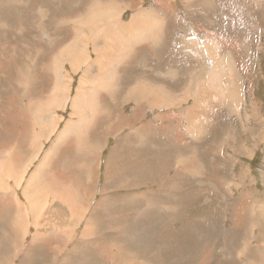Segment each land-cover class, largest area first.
<instances>
[{
	"label": "rangeland",
	"instance_id": "obj_1",
	"mask_svg": "<svg viewBox=\"0 0 264 264\" xmlns=\"http://www.w3.org/2000/svg\"><path fill=\"white\" fill-rule=\"evenodd\" d=\"M94 1L0 0V163L13 153L22 157L15 197L25 191L32 202L23 208L28 234H17L19 249L10 239L15 212L0 205V264H121V254L131 252L125 260L133 264H254L264 249V0H112L126 23L139 10L153 20L156 12L168 16L166 42L140 47L147 31L154 32L153 20L141 27L142 38L132 28L130 43L115 37L121 67H104V74L120 71L113 77L121 80L119 90L100 94L103 105L78 138L73 101L85 68L70 71L64 63L55 74L57 55L86 30L76 31L70 19L90 17L87 7L110 0ZM141 80L163 89L151 91L149 104L166 94L175 105L137 107L127 100ZM229 80L240 89L238 106L230 105L237 103L230 92L211 105L201 98L198 85ZM55 84L68 95L52 110L40 108ZM194 92L197 118L187 116ZM163 106L182 112L170 116ZM143 107L141 130H131L124 119L140 116ZM58 171L64 181L48 179ZM66 191L80 214L68 216L57 197ZM38 219L63 238L44 237L32 246L29 223Z\"/></svg>",
	"mask_w": 264,
	"mask_h": 264
},
{
	"label": "bare ground",
	"instance_id": "obj_2",
	"mask_svg": "<svg viewBox=\"0 0 264 264\" xmlns=\"http://www.w3.org/2000/svg\"><path fill=\"white\" fill-rule=\"evenodd\" d=\"M100 1V0H98ZM105 1V0H104ZM96 2V0L94 1ZM159 6V5H158ZM162 6L164 7L165 4L162 3ZM88 12L91 10V16L89 17L88 13H85V15L83 17H81L80 13L73 16L70 19V24L73 25L74 28H76L78 31V29L80 28H86V30L81 31V33H78L75 37H73V39L71 40H66L64 42V44H68L70 45L69 47L67 46L66 49L62 50L58 55V61L59 65H56L57 67V72L55 74L59 75V71L62 70V66L64 63L68 64L69 66H71V70H76L78 68H80L82 65V67L85 68L84 73L82 74L81 80L78 83V88L77 92L75 93V97H74V114L77 117V119L79 120V123L77 125L78 128H80L81 133H78V138H82L83 135V124H85L86 127H88V122H91L92 119V112H97L101 109L102 107V103L100 102L101 100V95L105 94L106 97H112L115 95V93L119 90V82L114 81L113 77L118 78V73L120 71H118V69H115V65H120L117 64L118 60H121L122 54L119 52L120 48H116L114 45V41H115V37L119 36H124L125 37V41H128L130 43V34H131V28H132V34L135 33L137 31L138 35L140 36L139 38H142L144 36H142V31H141V27L147 29L153 18L151 16H138V17H134V18H130L128 20V23H126L125 21H123V14L122 15H118V11L116 9V7H114L112 5V0H110L107 3H95L91 8L87 7ZM86 10V9H85ZM87 11V10H86ZM154 16H156L157 20H153V30L154 32H152L151 35V31H147L146 35H145V39L139 41L141 42L140 47H151L154 45H160L162 43H165L166 41L163 40L161 41V38L165 37V30L166 28L169 27V17L167 16H161L159 15L158 12L153 14ZM85 16H87V18H85ZM70 18V17H69ZM69 18L66 17V19L69 20ZM121 20H120V19ZM66 19L64 18L62 21L64 23H68V21H66ZM166 20V21H165ZM61 21V19H60ZM74 23V24H73ZM72 28V27H71ZM151 29V28H150ZM160 32L158 34V38H157V33ZM73 33V31H72ZM89 33V34H87ZM203 33V32H202ZM76 34V33H75ZM141 34V35H140ZM74 35V34H73ZM84 38V39H82ZM103 40V44L101 41L98 40ZM165 39V38H164ZM185 40V39H184ZM192 41V39H191ZM35 43V42H34ZM147 43V44H146ZM189 43V42H188ZM50 44V43H49ZM187 46V45H186ZM207 46V44H206ZM151 49V48H150ZM208 50L211 49V47L208 46L207 48ZM77 53V54H76ZM79 54V55H78ZM62 57V58H61ZM117 57V58H116ZM56 58V57H55ZM115 58V59H114ZM124 60V59H123ZM122 60V61H123ZM222 61V60H221ZM54 64H57L56 62ZM4 66V65H2ZM110 66H114V70L112 72V74H109L112 69H106L107 73L104 74V67H110ZM121 67V66H119ZM83 69V68H82ZM52 71V70H51ZM163 75V74H162ZM223 75V74H222ZM62 77V76H61ZM88 78L85 82V78ZM224 77V76H223ZM165 78V77H164ZM94 79H96L97 82H94ZM228 79V78H227ZM231 79V78H230ZM90 81V82H89ZM141 81H146L150 84H153L157 89L163 91L162 87L155 85L154 82H151L150 80H141ZM37 82V81H36ZM89 82V83H87ZM106 83V87L102 92V88H103V84ZM220 83V82H219ZM227 84V83H226ZM218 84V82L212 81L209 82L207 84H205L207 86V88H204V86L202 85H198V88L200 87V90L198 89V91H201V98L204 101H210V105L215 102V101H220L222 102V99L225 96H228L229 92L233 93V95L236 97L235 101L237 102L236 104H230L234 106H238L240 104V89L236 83V81L233 80H229L228 84ZM162 86V84H161ZM165 86V85H163ZM61 88L62 86L55 84L53 86L52 91L50 92V95H48L46 98V100H43L42 102L38 103V106L40 108H47L48 110H52L54 103L57 104V100L60 102L63 99L61 98L66 97L68 94H61ZM69 89V88H68ZM155 89V88H154ZM44 91V90H43ZM69 91V90H68ZM151 89L148 88L146 85L140 83L135 85L134 87H132L129 91V93L127 94V100H131L134 101V103L137 105V107H142L145 104L148 103V98L147 96L150 95L151 93ZM168 93V92H167ZM103 96V98L105 97ZM44 97V96H43ZM160 98H162L161 102L159 101H151V103L148 105L149 108H154L157 106H160L161 104H168V105H175L174 104V98L173 96H168V95H161ZM191 99H194L195 104L193 106H191L188 111H187V116L189 117L190 114H192L191 112H193L192 117L194 116L196 118L195 115L196 114V110L199 109L198 105L200 106L201 104H199V97L195 96V92L193 94V96L191 97ZM196 100V101H195ZM34 101V100H32ZM67 101V100H66ZM63 103V102H61ZM108 103V102H107ZM110 103V102H109ZM233 103V102H232ZM67 104V103H65ZM204 104V103H203ZM59 105V104H58ZM109 105V104H107ZM209 105V106H210ZM92 107L96 110H93ZM108 107V106H107ZM145 108V107H144ZM91 109V110H90ZM105 109V107H104ZM103 109V110H104ZM55 110V109H54ZM53 110V111H54ZM93 110V111H92ZM107 111V110H106ZM51 112V111H50ZM102 113V112H101ZM201 113V112H200ZM242 113V112H241ZM46 114V112H45ZM58 116V114H57ZM107 116V115H106ZM140 117V118H139ZM193 117V118H194ZM60 118V117H59ZM59 118H56V125L54 127V129L58 128V121ZM91 118V119H90ZM133 119L135 118H139L141 119V115L140 116H136V117H132ZM128 120V119H127ZM51 121V120H50ZM53 121V120H52ZM133 121V120H132ZM194 122V121H193ZM70 123V122H69ZM69 123L67 124V128L69 126ZM54 124V123H52ZM51 124V125H52ZM91 124V123H90ZM43 125V124H42ZM41 125V126H42ZM45 125V124H44ZM199 125V124H198ZM46 126V125H45ZM74 126V125H73ZM254 126V125H253ZM48 128V127H47ZM75 128V127H73ZM194 128H196V123L194 124ZM51 129V128H50ZM68 130V129H67ZM73 130V129H72ZM200 130V127L197 128L195 130V132H198ZM247 131V130H246ZM32 132L33 129H32ZM79 132V130H78ZM67 133V131H66ZM85 133V132H84ZM32 135V134H31ZM37 135V134H36ZM35 136V135H34ZM35 144V143H34ZM86 153V152H85ZM49 154V153H48ZM3 157V156H2ZM4 159V158H3ZM22 157L18 154H14L13 155V160L12 161H7L6 160L3 163H0V205L6 207L11 213L15 212V216L13 215V230L15 231V233H10V239L11 242L14 243L16 249L20 248V244L17 241V234L18 236L20 234H23L24 236L26 234H28V229H26V218H25V214L23 212V208H25V206L29 207V205L32 203L29 199V197H27L28 194H26V192L24 191L22 193V195L19 197H15V193H17V187L20 185V182L22 180V178L19 177L18 179V174L16 172V169L18 166H20ZM30 160V159H29ZM17 161V163H16ZM76 161V160H75ZM1 162V161H0ZM27 164V163H26ZM31 164V163H30ZM37 166V165H36ZM26 167V166H23ZM21 167V168H23ZM29 167V166H28ZM39 167V166H38ZM30 168V167H29ZM192 170V169H191ZM20 171V170H19ZM40 171V170H39ZM66 171V170H65ZM24 172V171H23ZM22 173V172H19ZM60 173V172H59ZM21 175V174H20ZM58 175V172H57ZM5 177V178H4ZM68 177V176H67ZM16 181V183L14 185H12V181ZM19 181H18V180ZM48 179L53 180L54 178L50 175L48 177ZM68 178H66L67 181ZM12 180V181H11ZM55 180L58 181H64L65 177H61V178H57L55 177ZM57 181V182H58ZM74 181V180H73ZM67 183V182H66ZM79 184V183H78ZM64 185V184H63ZM80 185V184H79ZM65 186V185H64ZM83 186V185H82ZM57 187V186H56ZM68 187V186H67ZM66 187V188H67ZM72 187V186H71ZM78 187V186H76ZM81 187V186H79ZM85 187V186H84ZM44 188V187H43ZM63 189V187H62ZM68 189V188H67ZM24 190V189H23ZM22 190V191H23ZM46 190V189H45ZM57 190V189H56ZM90 190V189H88ZM94 190V189H93ZM85 191V190H83ZM88 192V191H87ZM43 193V192H42ZM88 194V193H87ZM89 195V194H88ZM75 196V195H74ZM70 191H66V192H59L57 197L59 198V200L62 202L63 206H69L67 207L68 209V214H77L80 213L78 211H76L75 208H73L71 205L72 202V197H74ZM32 197V196H31ZM93 197V195L91 196ZM34 198V197H33ZM58 202V201H57ZM60 202V203H61ZM37 204V203H36ZM90 207V206H89ZM3 208V207H2ZM30 208V207H29ZM60 208V207H59ZM93 208V207H92ZM43 210V208H42ZM63 210V209H62ZM92 210V209H91ZM3 211V209H2ZM28 211V210H27ZM59 214L61 216V209L59 210ZM38 212V211H37ZM4 213V212H3ZM2 213V214H3ZM41 213V212H40ZM89 213V212H88ZM9 215V213H8ZM35 215V214H34ZM38 215V214H37ZM1 215V218H3ZM264 216V214H263ZM8 217V216H7ZM27 217V216H26ZM38 217V216H36ZM35 217V219H36ZM41 217V216H40ZM29 218V217H28ZM27 218V219H28ZM11 219V218H10ZM50 219V217L47 218V221ZM40 219H38L35 222H31L29 223L31 226V228H34V225H37V223L39 222ZM123 221V220H122ZM29 221H27L28 224ZM42 222V221H41ZM264 222V221H263ZM43 224H46L44 222H42ZM3 229V228H2ZM5 231V230H4ZM68 232V231H67ZM111 232V231H110ZM126 232V230H125ZM60 233V234H59ZM73 233V232H72ZM128 233V232H126ZM62 234V232L60 230L55 231V235L54 238L55 239H62L63 237H60ZM129 234V233H128ZM263 234V233H262ZM31 235V233H30ZM67 236V235H66ZM71 236V235H70ZM132 236V235H131ZM130 236V237H131ZM4 237V236H3ZM32 237V236H31ZM69 237V236H68ZM72 237V236H71ZM119 237V236H118ZM121 237V235H120ZM129 237V238H130ZM261 237V235H260ZM23 238V237H22ZM21 238V240H22ZM44 238L42 235L40 234H33V238H32V246L33 243L36 241H40V239ZM4 239V238H3ZM124 240V239H122ZM133 240V239H132ZM8 242V241H7ZM23 242V241H21ZM42 242V241H41ZM124 242V241H123ZM3 243V242H2ZM1 241H0V245H2ZM11 243V244H12ZM122 243V242H120ZM129 243V242H128ZM8 246V243H6ZM24 244V243H23ZM22 244V245H23ZM27 244V243H26ZM64 244L66 245L65 239H64ZM123 245V244H122ZM10 246V245H9ZM8 246V247H9ZM31 246V247H32ZM6 247V246H5ZM68 247V246H67ZM77 247V246H76ZM75 247V249H76ZM10 248V247H9ZM78 248V247H77ZM11 249V248H10ZM3 250V249H2ZM77 250V249H76ZM75 250V251H76ZM82 250V249H80ZM92 250V249H91ZM248 250V249H247ZM252 250V248H251ZM11 251V250H10ZM23 252V250H21ZM30 251V250H29ZM85 251V250H84ZM82 251V252H84ZM103 251V250H101ZM125 251V250H124ZM123 251V252H124ZM254 251V250H253ZM21 252V253H22ZM11 253V252H9ZM16 253V252H15ZM20 253V254H21ZM101 253V252H100ZM127 253L128 250H127ZM132 253V252H131ZM129 253L128 255L125 254H121V260L123 259H131L132 254ZM245 253V252H244ZM248 253V251H247ZM5 254V253H4ZM90 254V253H88ZM118 254V252H117ZM131 254V255H130ZM253 254V252H252ZM7 255V253L5 254ZM12 255V254H10ZM119 255V254H118ZM118 255H114L113 257L116 259L118 258ZM8 256V255H7ZM120 256V255H119ZM251 256V254H250ZM253 256V255H252ZM30 257V256H29ZM112 257V258H113ZM247 257V256H246ZM249 257V256H248ZM16 258V257H15ZM22 258V257H21ZM28 258V257H27ZM88 258V257H87ZM25 259V258H24ZM65 259V258H64ZM89 259V258H88ZM248 259V258H247ZM113 260V259H111ZM110 260V261H111ZM135 260V259H134ZM133 260V261H134ZM251 260V259H250ZM8 261V260H7ZM11 261V260H10ZM67 261V260H66ZM83 261V260H82ZM142 261V260H140ZM149 261V260H148ZM13 262V261H12ZM22 261L21 264H23ZM58 263V258L56 259L54 256V261ZM247 262V261H246ZM252 262V261H251ZM88 263V262H87ZM138 263V262H137ZM136 263V264H137ZM6 264V263H5ZM13 264V263H12ZM109 264V263H108ZM122 264H133L131 261H127L124 262ZM138 264H144V262H139ZM254 264H264V249H259L257 250V252L254 255Z\"/></svg>",
	"mask_w": 264,
	"mask_h": 264
},
{
	"label": "crops",
	"instance_id": "obj_3",
	"mask_svg": "<svg viewBox=\"0 0 264 264\" xmlns=\"http://www.w3.org/2000/svg\"><path fill=\"white\" fill-rule=\"evenodd\" d=\"M139 8H143V7H139ZM142 11H146V10H139V11H136V12H134V14L131 16V19L132 18H136V17H138V16H146V14L145 13H143ZM70 71H72V70H70ZM74 73V72H73ZM106 74V73H105ZM139 83H142V84H148V85H152L153 87H150V86H148V85H146L148 88H150L151 90H155V91H159L153 84H150V83H148V82H146V81H140ZM103 86H104V84H103ZM155 88V89H154ZM129 93V92H128ZM189 100H191V99H189ZM193 100V102H194V99H192ZM224 100V99H223ZM231 106H233V105H231ZM158 107V106H157ZM164 107L165 106H163V107H159V108H163L164 109ZM143 109H144V107L142 108V109H140V114H141V119L139 120V121H136L135 119H133L132 118V116L131 117H128V118H125L124 119V122H125V124L131 129V130H135V131H140L141 130V128H142V121H143V117H142V113H143ZM164 110H166V112L170 115V116H175L176 114H178V113H176V111L175 110H178V111H180V112H182V109H180V108H178V109H173V108H171V107H168V109H164ZM75 116V114L72 116V117H74ZM196 116V118H197V115H195ZM110 117H112V115L110 116ZM201 117H205L204 115H202ZM61 118V117H60ZM128 119V120H127ZM206 119V118H205ZM133 120V121H132ZM158 119H157V117L154 119V122H156V123H158ZM139 123H140V125H139ZM59 125H60V119H59V121H58V127H59ZM66 128H67V125H66ZM65 131V130H64ZM63 131V132H64ZM63 132H61V133H63ZM60 133V134H61ZM142 133L143 132H141L140 134H139V138H141V135H142ZM84 135V134H83ZM14 154H16V153H13V154H11V155H9V157L7 158V161H12L13 160V155ZM16 163H17V161H16ZM55 164V163H54ZM54 164L52 165V168L54 167ZM60 171H58V175L56 174L55 176H53V175H51L53 178H55V177H57V178H61V176H60V173H59ZM50 176V175H49ZM48 176V177H49ZM19 179V178H18ZM17 179V180H18ZM20 180V179H19ZM18 180V181H19ZM12 181V180H11ZM59 182H61V181H59ZM12 183V185H14L15 183H16V181H15V183L13 184V181L11 182ZM74 203V204H73ZM70 206H72L73 208H75L76 209V211H78L79 212V209H78V207H77V205H75V200H74V197H72V202H71V205ZM66 208L67 207H69V206H65ZM77 214H80V213H77ZM77 214H68V216H75V215H77ZM60 216V215H59ZM51 217V216H50ZM65 219H66V222H68V221H70L69 219H68V217H65V216H63ZM46 225L47 224H43L42 222H41V224L40 225H34V229H35V231H34V234H40V235H42L43 237H47V238H50V237H52V238H54V235H55V232H51L50 230L48 231L47 230V228H46ZM71 226V225H70ZM70 228V227H69ZM46 231H48V232H46ZM86 235V233L84 234V236ZM35 242H37L36 240H35ZM34 242V243H35ZM117 247H119V246H117ZM123 262H121V264L122 263H124V262H127V261H130V260H125V259H123L122 260Z\"/></svg>",
	"mask_w": 264,
	"mask_h": 264
}]
</instances>
